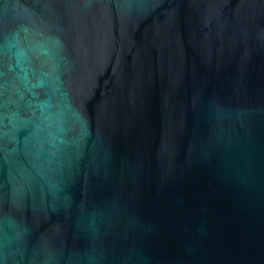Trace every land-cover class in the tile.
I'll use <instances>...</instances> for the list:
<instances>
[{"label":"water","instance_id":"95a60500","mask_svg":"<svg viewBox=\"0 0 264 264\" xmlns=\"http://www.w3.org/2000/svg\"><path fill=\"white\" fill-rule=\"evenodd\" d=\"M0 264H264V0H0Z\"/></svg>","mask_w":264,"mask_h":264}]
</instances>
